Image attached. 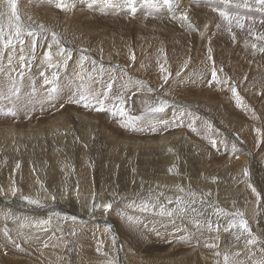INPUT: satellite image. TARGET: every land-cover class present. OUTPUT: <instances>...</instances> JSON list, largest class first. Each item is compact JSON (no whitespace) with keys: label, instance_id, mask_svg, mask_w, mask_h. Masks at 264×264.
I'll return each instance as SVG.
<instances>
[{"label":"rangeland","instance_id":"1","mask_svg":"<svg viewBox=\"0 0 264 264\" xmlns=\"http://www.w3.org/2000/svg\"><path fill=\"white\" fill-rule=\"evenodd\" d=\"M56 2L16 0L24 43L13 36L5 47L17 21L7 0H0V109L15 113L0 114V200L4 205L23 200L16 204L44 211L26 210L30 216L23 217L0 209L10 224L0 223L3 258H19V264H74L76 258L87 264L83 248L64 254L71 233L78 232L89 236L87 247L96 252L97 264H130L126 254L134 255L135 245L110 219L116 209L123 221L134 220L153 237L145 247L170 251L148 253L151 264H178L175 255L179 264H198L185 258L189 250L203 264H225V256L227 264H264V6L256 0H172L169 8L162 0L157 7L136 0L133 13L124 0L112 5L65 0L69 7L63 10ZM184 13L187 21L180 19ZM45 61L49 68L41 64ZM213 70L219 84L212 81ZM82 95L90 106L72 102ZM97 100L106 110H97ZM203 104L217 106L210 110ZM114 106H122L126 116L107 110ZM129 117L140 130L124 126ZM50 155L60 161L56 169L46 164ZM143 162L154 169L141 172ZM34 183L53 200L27 194ZM168 190L185 196L179 213L165 219L143 211L154 204L166 207ZM200 193L203 205L188 208ZM249 205L247 218L240 207ZM236 213L243 214L250 233L232 226L241 219ZM44 221L62 224L58 236ZM33 223L49 234L38 261L32 259L39 253L35 243L41 226L28 242L25 236L18 243L12 237L16 229L10 231ZM224 230L231 237L221 240ZM253 237L255 243L249 244ZM53 240L56 245H50ZM1 255L0 264H8Z\"/></svg>","mask_w":264,"mask_h":264},{"label":"bare ground","instance_id":"2","mask_svg":"<svg viewBox=\"0 0 264 264\" xmlns=\"http://www.w3.org/2000/svg\"><path fill=\"white\" fill-rule=\"evenodd\" d=\"M180 1V0H179ZM194 1H201V0H194ZM94 3V2H93ZM182 3V2H181ZM180 3V4H181ZM147 6V5H146ZM145 8V7H144ZM80 9V8H79ZM145 9H147V8H145ZM77 11V10H76ZM79 11V10H78ZM80 12H82L81 11V9H80ZM250 13V12H249ZM263 46V45H262ZM41 64H44V66L45 67H47V68H49L50 66H51V63H49V61H45V62H42ZM139 67H140V65H139ZM141 69V68H140ZM198 72H200V71H198ZM202 72V71H201ZM201 75V74H200ZM203 77V76H202ZM202 101H204V100H202ZM231 101V100H230ZM232 102V101H231ZM197 103H200V100H197V102L195 103V104H197ZM198 105V104H197ZM199 105H202V104H199ZM204 105V104H203ZM215 106H217L216 104H214ZM214 105H211V104H206V105H204V106H202L204 109H210V110H215V106ZM228 106V105H227ZM230 107V106H229ZM229 107H227V109L228 110H230V108ZM217 110V109H216ZM219 110V109H218ZM115 123V122H114ZM124 124V123H123ZM249 125V124H248ZM244 135H246V133H244ZM253 135V134H252ZM188 140V139H187ZM247 141H248V139H247ZM264 142V141H263ZM146 143V142H145ZM249 143V142H248ZM252 144V143H251ZM264 144V143H263ZM180 145V144H179ZM141 147H143V146H141ZM55 151H51L50 153L51 154H53ZM171 161V160H170ZM176 160L175 159H173L171 162H175ZM59 162L60 161H55V160H53V158H51V155H50V158L48 159V162H46V164H53L52 165V168L53 169H56L57 168V163L59 164ZM139 168H141V172H143V170H145V172H147V169L149 170V171H151V170H153L154 169V164L153 163H151V162H147V163H145V162H143V164H139ZM159 172H161V173H165L166 172V170H164L163 168H161V169H159L158 170ZM56 173V172H55ZM152 173H155V171H153ZM51 174V173H50ZM38 175V174H37ZM26 176V175H25ZM27 177V176H26ZM144 178H145V176H143ZM54 178V177H53ZM27 179V178H26ZM35 179H37V177L35 178ZM55 179V181L56 182H58V180L56 179V178H54ZM38 180V179H37ZM36 180V181H37ZM225 181H227V180H225V179H223L222 180V182H225ZM23 182V181H22ZM40 182V181H39ZM41 184V183H40ZM59 184V183H58ZM153 184H154V182H153ZM53 185V184H52ZM63 185V184H62ZM37 186H38V184H37ZM50 186V185H49ZM56 186V185H55ZM39 187H42L41 185L39 186ZM28 189H27V194H31V195H36V194H41V196L42 197H44L45 198V195L46 194H44L43 192L44 191H41V190H39L36 186H35V183H34V185H32V186H30V187H27ZM46 188V187H45ZM44 188V189H45ZM50 188H52V191H55V189L54 188H57V187H52V186H50ZM63 188V187H62ZM212 188V187H211ZM17 189V188H16ZM19 189V188H18ZM47 189V188H46ZM21 190V189H20ZM60 191H61V189H59ZM6 191H7V189H6ZM18 191V190H17ZM39 191V192H38ZM47 191H48V189H47ZM204 192H206L207 194H209L210 192H211V189L210 188H206L205 190H203ZM210 191V192H209ZM29 192V193H28ZM33 192H35V193H33ZM41 192V193H40ZM181 192V191H180ZM17 193V192H16ZM22 193L24 194V192L22 191ZM47 193V192H46ZM56 193V192H55ZM10 194V193H9ZM44 194V195H43ZM57 194V193H56ZM81 194H82V192H81ZM166 193H164V196H163V200L165 201V203H166V207H161V205L159 204V205H157V204H154L153 206H151V207H149V208H147V209H144L143 211H148V210H150L152 213H154V212H157V214H159V215H161L162 217H164L165 219H171L172 218V215H169V217H168V213H171V214H173V212H174V214H177V213H179V207L184 203V199H185V196H179L178 194H176V191L175 192H172V190H168L167 191V195H165ZM201 195H202V198H197L196 197V199L194 200V202L191 204V206L190 207H188V208H191V207H195V206H200V205H203V203H204V201H203V194L202 193H200ZM212 194V193H211ZM22 195V194H21ZM49 196V195H48ZM200 196V195H199ZM257 197V196H256ZM7 198V197H6ZM33 198V197H32ZM35 198V197H34ZM51 197L49 196L48 198H45L44 200L43 199H39L40 201H43V202H48L49 200H47V199H50ZM2 199H3V197H2ZM37 199V198H36ZM52 199V198H51ZM177 199H179V205H177L176 204V201H177ZM14 200V199H13ZM8 200V202H7V204H3V202L0 200V209L1 210H3L5 213H12V214H15V213H19V214H21L23 217L25 216V217H29L30 216V214L29 215H27L25 212H26V210H29L30 211V213L32 212V213H41V212H44L43 210H38L37 208H35V209H33L31 206H30V204H29V208H22V205H18V204H16V203H18V202H22L23 200H21V201H18L17 199L16 200ZM53 200V199H52ZM25 201V200H24ZM51 201V200H50ZM68 201V200H67ZM26 202V201H25ZM180 202H181V205H180ZM70 204V203H69ZM132 204H133V202H132ZM25 205V204H24ZM4 206H6V208H4ZM43 206H45V205H43ZM49 206H51V205H49ZM49 206H48V208H49ZM70 206V205H69ZM8 207H11L12 209L11 210H9L8 209ZM25 207V206H24ZM36 207V206H35ZM52 207V206H51ZM167 207H169L170 208V210H169V208H167ZM240 209H241V211H244L245 212V214H246V216H247V218L248 217H250V216H252V209H251V207H250V205L249 206H241L240 207ZM173 211V212H172ZM256 211H258V207H256ZM2 214H3V212H2ZM8 215V214H7ZM34 215V214H33ZM44 215V214H43ZM46 215V214H45ZM44 215V216H45ZM50 215V212H49V214H47L46 216H49ZM65 215V214H64ZM147 215V214H146ZM149 215V214H148ZM9 216H10V214H9ZM255 216H257V214H256V212H255ZM12 217V216H11ZM20 217V216H19ZM52 217V216H51ZM110 219L111 220H113V221H116L117 222V225H118V228H119V231H121V232H123V233H126L127 234V239L130 241V243L132 244V245H135L133 248H134V250H135V254L133 255V254H129V253H127L126 254V258H127V260L130 262V264H141V263H143V262H147L148 264H151L150 262H152L153 260H151L150 258H149V260H151L150 262H148V261H146V259L148 258L147 257V254L148 253H153V252H158V253H160V252H162V251H165V250H168L166 247H164V246H161V245H158L159 247H156V246H154V245H152L153 247H149V246H147V247H145V245L146 244H148V243H151V242H153L154 240H153V237L149 234V233H147V232H145L144 230H142V229H140V227L137 225V223L136 222H134V220H132L131 222H126V221H123L122 220V217H120L119 216V214H118V212H117V210L116 209H114L113 210V213H110ZM4 218H6V217H4ZM3 218V216H2V218L0 217V223H4V222H6L8 225H10L7 221H6V219H4ZM13 218V217H12ZM12 218H11V220H12ZM14 219V218H13ZM31 219V218H30ZM257 219H259V218H257ZM37 220V219H36ZM35 220V221H36ZM49 220H51L50 219V217H49ZM40 221V220H39ZM38 221V222H39ZM20 222V221H19ZM33 222V221H32ZM45 222V221H44ZM55 222V221H54ZM72 222V221H71ZM87 222V221H86ZM101 222H104V221H101ZM22 223V222H21ZM31 223V222H30ZM59 223V222H58ZM77 223V222H76ZM80 224V223H79ZM84 224H85V226H88L87 225V223H83V224H81V226H84ZM18 225V224H17ZM23 225V224H22ZM21 225V227H19V228H11V232H12V229H16V233H14V231L12 232L13 234H12V237H14V238H18V240H19V242L18 243H21L24 239V237L25 236H27V239L25 238V240H27L26 242H28L29 241V235H30V233H32L38 226H41V225H36L35 223H33V225H23L22 226ZM45 225H47V226H50L53 230H54V232H55V234L57 235V231H58V229L61 227V225L62 224H58V225H50L47 221L45 222ZM73 225H75V223L73 224ZM66 227V226H65ZM75 228V227H74ZM80 228V227H79ZM88 228V227H87ZM42 229H44V227L43 226H41L40 228H39V231L41 232L38 236L40 237V239L38 240V241H36V243H35V245L36 244H38V245H40V247H37V245H36V248H37V250H38V254H35L33 257H34V259H32L33 261H38L40 258H41V249L43 248V247H46L45 246V242L43 241V240H45L46 238H47V236L49 235L47 232H45V233H42ZM85 230V229H84ZM206 230H210V229H206ZM44 231V230H43ZM71 231H73L72 229H71ZM74 232V231H73ZM85 232V231H84ZM65 233V232H64ZM86 233V232H85ZM41 234H43V235H41ZM66 234V233H65ZM117 235V234H116ZM58 236V235H57ZM70 236V235H69ZM229 237H231V231H227V230H224L223 231V233H222V237H221V240H223V239H225V238H229ZM0 238H1V236H0ZM81 238L82 239H84L85 241H83L82 242V244L81 245H79L78 243L81 241ZM71 239L72 240H70V247L64 252V254H66V255H72L73 256V254H74V252L76 251V249H78V248H83L85 251H86V257L88 258V262H87V264H97L96 262H94V258L96 257V252L94 251V249H92V248H88L87 246H88V244H89V236H86V235H83V234H81V233H76V232H74V233H71ZM60 241V240H59ZM24 242V241H23ZM51 243V242H50ZM56 243V241L55 240H53L52 241V243L50 244V245H53V244H55ZM17 244V243H16ZM19 245V244H18ZM56 245V244H55ZM3 246V245H2ZM2 246L0 247V249L1 250H3V248H2ZM25 246V245H24ZM57 247V246H56ZM63 247V246H62ZM7 248V247H6ZM13 249H15V248H13ZM55 249V248H54ZM53 249V250H54ZM147 249H149V250H147ZM6 251H7V249H5ZM10 250V249H9ZM169 251V250H168ZM170 252V251H169ZM14 254H16V253H14ZM1 255V254H0ZM7 255V254H6ZM171 255H173V254H171ZM2 256V258H3V255H1ZM21 256V255H20ZM178 256L179 255H175L174 257H175V262L176 263H178L179 264V258H178ZM70 257V256H69ZM75 257H79V255L78 254H75ZM5 258H7V260H8V264H12L11 263V261H13V259L19 264V262H20V259L19 258H14V257H11V256H4V258L3 259H5ZM32 258V257H31ZM185 258H187L190 262H197L198 264H203V261L201 260V259H199V258H197L195 255H194V250H189L188 252H187V254H186V256H185ZM31 261V260H30ZM157 261V260H156ZM73 262H74V264H83V262H82V260L81 259H73ZM171 261H168L167 263H170ZM21 264H34V263H32V261H31V263H27V262H25V261H23ZM36 264V263H35ZM62 264H64V263H62Z\"/></svg>","mask_w":264,"mask_h":264},{"label":"snow or ice","instance_id":"3","mask_svg":"<svg viewBox=\"0 0 264 264\" xmlns=\"http://www.w3.org/2000/svg\"><path fill=\"white\" fill-rule=\"evenodd\" d=\"M93 2H95V0H93ZM103 2L105 3V5H112V0H103ZM256 2L262 6H264V0H256ZM144 3L147 5V6H150V7H157L158 6V0H144ZM162 3L166 6H168L169 8H172L173 7V3H172V0H162ZM135 4H136V0H124V6L129 8L133 13L136 11V7H135ZM91 6V5H90ZM7 7L11 10V14H12V17L15 18V20L17 21V23L15 24V31L14 33H11L9 35V38L7 39V41H5V44L4 46L5 47H9L12 45L13 43V36L14 38L22 45L24 43V40L22 39V36H23V33H24V28L23 26L19 23V16L17 15V4H16V0H7ZM56 7L63 10V9H66L67 7H69V5L67 3H65V0H57L56 2ZM220 15L222 17H224L226 20H228L229 23H231V20L229 19L228 15L221 11L220 12ZM180 19L181 20H184V21H187L188 20V16L186 13L182 14L180 16ZM191 26V25H189ZM41 31H43V26H41ZM27 35L29 37H33L34 36V33L32 31H28L27 32ZM4 39V36H3V31H2V28H0V40H3ZM53 43L59 45V40L56 39L55 37V34H53ZM35 45H36V38H33V41H32V46H33V49L35 48ZM256 46L253 45V48H255ZM49 48H51V44L49 45ZM64 50L61 49L60 50V53L63 54ZM46 58L47 59H51V56L50 54L46 53ZM69 58H70V54H69ZM21 59L23 60L24 57H21ZM82 59H84L82 57ZM163 70V69H162ZM211 77H212V81L216 82L217 84L220 83V81L218 80L217 78V72L215 70L212 71L211 73ZM53 78L55 79L56 78V74L54 73L53 74ZM165 80H167V77H165ZM45 83H50V81H48L47 79L45 80ZM53 91H55V88H53ZM231 91L233 93V95L236 97V100H237V103L240 104L241 101H240V97L238 96L237 94V90L235 87H232L231 88ZM81 101H84V106L85 107H88L90 106V101H89V98L86 97V96H81L79 100H75V101H72L74 103H80ZM123 102H121L122 104ZM97 104L100 105V107L97 108L98 111H104L106 110L104 107H103V101L102 100H97ZM108 111L112 112L113 115H120L122 117H125L126 116V111L125 109L120 106V107H117V106H114L113 108L111 109H107ZM159 110H163L162 107L161 109ZM0 114H4V115H9V116H14L15 113L9 109L7 112H4L3 109H0ZM125 127H131L133 130H140V129H136L135 128V123H134V118H131L129 117L128 118V123H126L124 125ZM153 131H155L156 129L153 127L152 129ZM215 144V142H213ZM253 191H255V189H253ZM259 195V194H257ZM31 203H36V201H30ZM145 208L147 207L146 205L144 206ZM104 208L107 210V209H110L111 208V205L110 204H105L104 205ZM169 215H171V213H168ZM235 215L237 216H240L241 219L239 221V224L237 225L235 222H233V227H239L240 229H243L244 231H247L250 233V229H249V226L247 224V221L244 220L242 218L243 214L242 213H236ZM248 243L249 244H254L255 243V237H253L252 239H249L248 240ZM209 247H213V245H209ZM227 256H225V264H227Z\"/></svg>","mask_w":264,"mask_h":264}]
</instances>
